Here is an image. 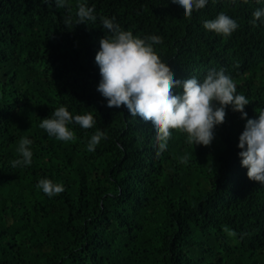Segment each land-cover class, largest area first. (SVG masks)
Listing matches in <instances>:
<instances>
[{
    "label": "trees",
    "instance_id": "16d2710c",
    "mask_svg": "<svg viewBox=\"0 0 264 264\" xmlns=\"http://www.w3.org/2000/svg\"><path fill=\"white\" fill-rule=\"evenodd\" d=\"M80 3L94 8V22L76 25ZM257 8L264 0H208L188 19L171 0H66L64 8L0 0V264H264V185L241 165L242 114L229 105L209 146L187 144L174 130L158 156L151 123L107 107L95 62L109 34L101 17L115 18L134 36L162 38L154 49L175 79L203 82L223 69L250 101L248 118H258L264 18L250 23ZM222 11L239 25L227 37L203 27ZM60 106L91 113L95 125L71 122L75 142L49 137L39 124ZM97 130L106 139L88 152ZM22 137L32 141V164L13 168ZM44 178L65 190L47 196L37 187Z\"/></svg>",
    "mask_w": 264,
    "mask_h": 264
},
{
    "label": "clouds",
    "instance_id": "9594fccd",
    "mask_svg": "<svg viewBox=\"0 0 264 264\" xmlns=\"http://www.w3.org/2000/svg\"><path fill=\"white\" fill-rule=\"evenodd\" d=\"M208 0H171L183 9V16L190 19L194 10L204 8ZM247 4L249 0H242ZM260 3V0H256ZM58 8L66 7V0H55ZM76 25L94 22V8L80 3L77 6ZM69 12L71 9L69 8ZM264 18V8H257L252 13L250 23L256 26ZM115 18L101 17L103 29L107 30L100 39V49L95 56L99 66L101 80L97 91L107 100V107L124 106L129 113L149 122L155 128V140L158 145L157 155L167 150L173 131L186 134V143L209 146L214 139V129L226 120V108L240 112L246 120L245 129L239 137L238 147L241 165L247 169L249 180L264 185V110L258 118H248L245 106L250 103L245 95L237 94L233 79L221 69L211 71L200 82L197 78L175 79L169 64L163 62L154 49V45L163 43L162 38L151 35L145 38L134 36L132 31H124L114 22ZM66 26H71V15L65 19ZM204 29L218 35L230 36L239 25L223 11L215 19L203 22ZM176 89H181L177 92ZM218 103V106L216 104ZM75 122L81 128H92L96 121L91 113L73 116L65 106L52 112L51 118H43L39 127L49 137L63 142H75L77 136L68 125ZM106 133L97 130L87 142L86 150L94 152ZM32 141L22 137L16 149L18 159L11 166L25 167L32 164L33 152L29 147ZM189 156L180 158L187 163ZM37 187L49 197L61 194L65 188L44 178ZM224 231L234 237L236 233L227 227Z\"/></svg>",
    "mask_w": 264,
    "mask_h": 264
}]
</instances>
